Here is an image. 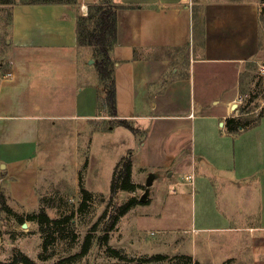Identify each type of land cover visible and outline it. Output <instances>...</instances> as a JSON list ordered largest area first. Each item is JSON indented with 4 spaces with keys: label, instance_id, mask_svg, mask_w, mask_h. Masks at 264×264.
Returning <instances> with one entry per match:
<instances>
[{
    "label": "crops",
    "instance_id": "1",
    "mask_svg": "<svg viewBox=\"0 0 264 264\" xmlns=\"http://www.w3.org/2000/svg\"><path fill=\"white\" fill-rule=\"evenodd\" d=\"M95 1L13 6V52L4 77L12 76L0 80V184L15 193L24 192L13 179L21 169L30 172L42 130L67 121L88 130L89 122L108 116L98 78H89L96 71L83 57L90 50L76 40L77 16ZM112 1L119 6L117 45L110 52L117 118L145 131L132 154V182L140 184L133 179H144L147 170L151 189L160 182L191 187L197 199L190 221L201 227L233 230V221L254 216L264 224V117L238 135L224 126L228 106L240 96L243 64L261 58L264 65L262 4ZM192 5H200L198 15Z\"/></svg>",
    "mask_w": 264,
    "mask_h": 264
},
{
    "label": "rangeland",
    "instance_id": "2",
    "mask_svg": "<svg viewBox=\"0 0 264 264\" xmlns=\"http://www.w3.org/2000/svg\"><path fill=\"white\" fill-rule=\"evenodd\" d=\"M10 1V4H0V80L8 79L4 74L9 69L13 52V6L32 0ZM50 1H69L74 4L76 0ZM190 1L202 3L226 0ZM192 8L196 15L200 13V5H192ZM92 27L93 24L90 28ZM260 30L263 46V24ZM185 56L187 59V53ZM83 57L90 58L87 65L96 71L92 53L83 54ZM182 61L186 68L188 59L185 61V58H182ZM263 67L261 58L257 62L243 64L239 76L240 96L233 102V108L228 106L227 117L240 116L241 107L248 101V113L244 115L245 118L255 120L260 112H264ZM89 78L96 80L97 71L95 75L89 74ZM98 115L103 116L101 113ZM110 119L107 116L105 119L93 120L89 122L88 130L78 128L77 121L57 122L53 129L42 130L38 153L29 163L30 172L21 169L13 179L17 186L24 188V192L15 193L16 191L4 186L5 182L0 184V196L4 199L5 209H0V262H8L15 249L27 255L36 264H53L61 257L77 253L92 225L98 222L97 235L101 233L100 230H105L109 220H100L104 211L108 217L112 214L113 204L119 205L130 197L140 200L141 195L146 193L145 200H148V203L132 207L119 218L114 229L109 232L107 244L110 248L121 250L129 257L137 259L155 254L168 257L185 254L202 264H264V224L254 216L249 221H236L237 224L233 221L230 224L233 230H217L214 223L201 227L200 221H190L196 212L193 200H196L197 196L187 185L178 189L160 182L155 183L151 189L152 184L150 187L145 186L149 176L146 170L142 173L144 179L138 176L133 179L140 182L138 185L143 186V189L135 192L121 191L110 201V180L115 166L111 164L114 158L122 154L126 147H129L128 150L133 154L138 141L142 139V135L133 136L130 131L113 124ZM130 123L134 126L136 121ZM80 170L84 188L97 192H92V204L85 214H74V230L78 234V242L69 250L65 245H57L55 256L43 261L39 258L41 238L36 225L29 221L22 223L19 217L23 218L41 207L51 218L75 213L81 200L78 187ZM175 179L183 182V176L178 175ZM184 181L188 183V180ZM22 224H26V227L23 228ZM104 250V246L93 245L91 250L74 264H119L118 261L108 258Z\"/></svg>",
    "mask_w": 264,
    "mask_h": 264
},
{
    "label": "trees",
    "instance_id": "3",
    "mask_svg": "<svg viewBox=\"0 0 264 264\" xmlns=\"http://www.w3.org/2000/svg\"><path fill=\"white\" fill-rule=\"evenodd\" d=\"M50 0H32L25 2L27 4H48L58 3ZM10 0H0V4H10ZM23 3V4H25ZM262 10L259 15L260 24L264 25V0H261ZM119 6L112 0H96L93 4L87 6L85 16L78 15L76 21V40L78 48H88L93 55L94 65L98 75L100 87L105 93V107L111 122L121 126L133 135L145 136V131L136 129L128 120L118 119L116 111V90L113 76V64L110 58V52L117 45L116 13ZM93 24V27L90 28ZM249 101L240 109V116L227 117L224 120L226 133L229 135H238L243 131L256 127L264 112H260L255 120H249L244 117L248 113ZM132 151L120 158L115 164L110 180V201L121 191L135 192L143 189V186L131 181ZM84 169V168H83ZM78 187L81 194V200L75 213L65 214L59 218H51L44 208H39L34 213L27 214L25 217H19V220L32 222L37 227V232L41 238L39 258L47 261L56 254L55 248L62 244L67 250L73 248L78 242V234L74 230V214L83 215L92 204L93 193L83 186V174L80 170L78 174ZM148 200L141 202L137 197H130L119 205H112V214L107 217L106 211L100 216V220L106 218L107 226L105 230H98V222L92 225L89 232L84 236L80 249L77 253L59 258L53 264H74L80 258L85 256L93 245L104 246L105 255L119 262V264H202L193 260L189 255H175L168 257L163 254H155L146 258L129 257L123 251L112 249L108 246V234L111 232L120 217L124 216L132 207L142 204L145 205ZM112 204V203H111ZM4 199L0 196V209L4 210ZM7 211V210H6ZM9 212V211H8ZM0 264H36L27 255L15 249L8 262Z\"/></svg>",
    "mask_w": 264,
    "mask_h": 264
},
{
    "label": "water",
    "instance_id": "4",
    "mask_svg": "<svg viewBox=\"0 0 264 264\" xmlns=\"http://www.w3.org/2000/svg\"><path fill=\"white\" fill-rule=\"evenodd\" d=\"M90 63H92V62H90ZM220 125L223 126V123H220ZM152 178H153V176L150 174L148 176V178L146 179V182H145V186L146 187H150L151 186V184H152ZM145 199H146V193H143L141 195V197H140V201L143 202V201H145ZM22 227L25 228L26 227V224H22Z\"/></svg>",
    "mask_w": 264,
    "mask_h": 264
},
{
    "label": "built area",
    "instance_id": "5",
    "mask_svg": "<svg viewBox=\"0 0 264 264\" xmlns=\"http://www.w3.org/2000/svg\"><path fill=\"white\" fill-rule=\"evenodd\" d=\"M263 69H264V67H263ZM11 76H12L11 73H7L5 77L10 78ZM189 178H190V177H189Z\"/></svg>",
    "mask_w": 264,
    "mask_h": 264
}]
</instances>
